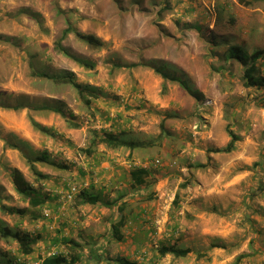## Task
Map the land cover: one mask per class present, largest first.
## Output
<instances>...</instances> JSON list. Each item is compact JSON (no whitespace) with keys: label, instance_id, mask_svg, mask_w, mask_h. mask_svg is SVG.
Returning a JSON list of instances; mask_svg holds the SVG:
<instances>
[{"label":"rangeland","instance_id":"1","mask_svg":"<svg viewBox=\"0 0 264 264\" xmlns=\"http://www.w3.org/2000/svg\"><path fill=\"white\" fill-rule=\"evenodd\" d=\"M245 2L247 5L238 0H0V193L4 203L25 207L6 167L19 169L33 181L28 157L46 154L56 164H37L49 176L43 181L51 196L43 216L32 220L30 214L24 218L0 214V229L40 236L34 253L20 256L13 239L0 235V260L38 264L47 256L67 253L61 240L72 238L79 244L71 251L81 256L77 264H112L90 260L94 249L143 264H174L167 256L158 263L152 259L159 245L174 242L191 249L187 264H264L263 93L244 87L238 62L220 58L235 35L251 50L264 48V0ZM69 26L97 35L105 46L90 48L74 33L64 37ZM59 46L93 67L65 56ZM117 62L140 65L116 68ZM156 68L181 78L201 98L179 81H164ZM33 72L72 73L78 83L95 87L97 98L88 105L73 86L58 88L57 82ZM58 93L66 100L61 109L74 122H81L80 128L69 127L62 116L51 111L7 108L19 102L58 107ZM30 116L47 127V132L35 129ZM228 125L240 138L236 147L239 159H245L242 151L254 157L253 170L248 166L260 178L257 182L254 176V185L249 175L241 176L247 165L236 167L243 161L232 152L216 151L231 140ZM114 132L145 143L131 155H126L125 148L118 151L117 163L125 168L128 164L153 168L156 173L148 186L134 187L125 179V169L102 167L103 160L95 158L101 153L96 148L93 153L97 154L91 156L83 152L90 148L95 133ZM8 142L19 148H7ZM74 185L92 186L109 203L120 194L122 200L127 196L124 225L118 235H110L111 222L118 224L122 218L118 215L111 220L113 208L86 205L85 210L70 211L76 205L63 197ZM252 187L256 191L249 220L241 198ZM141 191L145 192L128 198ZM236 194L239 199L234 208V200L228 198ZM216 196L221 200L218 205ZM230 202L235 214L226 208Z\"/></svg>","mask_w":264,"mask_h":264},{"label":"trees","instance_id":"2","mask_svg":"<svg viewBox=\"0 0 264 264\" xmlns=\"http://www.w3.org/2000/svg\"><path fill=\"white\" fill-rule=\"evenodd\" d=\"M239 3L247 5V2L245 0H238ZM169 9V8H166ZM196 29L200 30L201 26L197 25L195 26ZM74 33L78 39L81 41L85 42L90 48L93 49H101L105 46L104 42L99 40L96 36L94 35H86L83 34L79 31H77L75 28H72V26H69L64 32V37H67V35ZM2 36H0L1 38ZM223 44L224 41L222 42ZM215 46L216 44L213 43ZM59 50L62 51V53L75 60L79 64L92 68L93 65L88 64L87 62H84L83 60L73 56L70 52L67 50L61 48V46L58 47ZM222 57V61H225L227 63H233V61L238 62L239 65L242 67V75H241V81L243 82L244 87L250 88V89H256L255 93H257V90L260 91L262 86H264V75H263V69H262V64L260 63L262 60H264V48L257 49L253 53H248L246 50H244L242 47H237V46H227L225 52L220 55V58ZM108 62V66H109ZM116 68H134L139 66V63L136 64H130V65H125L123 66L120 63H115L114 64ZM230 66V64H229ZM113 66V69L115 68ZM230 73V68L227 70ZM156 73L161 75L164 81H179L182 87L187 89L193 96H197V92L192 91L184 82L181 78L176 77L175 75L170 74L169 72L165 71L164 68H156ZM33 74L39 78H49L52 79L54 82L57 83H66L70 84L73 86L79 97L85 101L86 104H90V101L92 99L97 98V90L96 88L92 86H87L83 85L81 83H78L75 80V76L72 73H67L65 75H49L47 73H40V72H33ZM8 110H24V109H30V110H36V111H51L57 115L62 116L66 122L68 123V126L71 128H80L82 126L81 122L77 123L70 118L69 114L63 111L62 109L54 106H43V107H36L32 104L29 103H23L19 102L17 105L14 107L8 106ZM30 121L32 126L39 130L42 133H46L48 128L39 124L36 122L31 116H30ZM227 132L230 136V142L227 144L226 147L222 149H218L216 151L218 152H225V153H230L236 149V143L240 139L239 136L234 132V130L231 128V125L227 126ZM96 136L92 140L90 148L87 150H84L83 152L91 156L93 155V150L98 149L102 145L111 148L112 150H117L120 148H127L131 151H134L136 149L144 148L145 143L143 142H138L135 140H128L125 139L121 136H118L113 133H104V134H97L95 133ZM7 148L10 149H17L19 148L18 145L14 144L13 142H8ZM27 163L29 166V169L34 176V180L30 181L28 180L22 171L19 169H14V168H8L6 167V172L9 177V180L14 188L15 193L19 196L21 202L25 204L24 208H18V207H12L8 206L4 203L3 201V196L0 193V214L2 216H18L20 218H24L26 215L31 216L32 220H36L43 216L42 210L43 207L46 205L48 200L50 199V194L46 193L43 181L48 180L49 176L47 174H44L37 168V164H51V165H56L53 162H51L46 154H37L35 153L33 157H28L27 158ZM257 164H255L256 166ZM199 167H203L202 165ZM126 174L127 180H129L134 187H145L148 186L149 180L154 177L155 175V170L153 168L149 167H144V166H133L128 172L126 170L124 171ZM256 180H260L258 175H256ZM78 191L76 194L73 195L72 199L75 203L76 206L78 205H105L108 208H113L111 220L116 219L118 215L122 216V213L125 211L126 207V201L121 197L123 196L120 194L117 200L112 201L111 203L105 201L102 198V195L98 194L97 192L93 191V187H81L80 185L77 186ZM254 190L255 188L252 187L246 196H248V201H252L254 199ZM70 191V189H69ZM68 191V192H69ZM256 191V190H255ZM145 191H141L140 193H132L129 194V197H133V195L141 194L144 193ZM61 200V199H60ZM58 198V201H60ZM245 202V201H244ZM59 203V202H58ZM246 205V204H245ZM247 213L246 216L248 217L249 220H252L253 215L252 213L249 214V210L252 209L251 204H247ZM124 219L125 217L122 216L121 220H119L118 224H113L111 222L110 226V235L116 236L118 235L117 232L120 228V226L124 225ZM0 235L1 238L4 239H9L12 238L13 241L18 245V254L20 256H29L32 255L35 251V246L39 243L41 240L40 236H34L31 235L27 232H24L23 230L20 229H10V228H1L0 229ZM119 240L120 237L118 238ZM61 243L65 246L67 253L62 254H54L51 256H47L44 259H41L39 264H77L80 263L81 261V256H75L71 254V251H74L76 249L77 244L75 240H72V238H63L61 240ZM213 247V246H212ZM64 253V252H63ZM191 254V249L190 248H185V247H180L177 243H169V244H164V245H159L157 250H156V256L160 257H165L168 255L174 256L175 258H185L188 257ZM201 255V254H200ZM90 260H95L97 262H101L102 259L106 260L112 264H143L140 261L127 258L121 255H118L116 257H110L107 255V253L100 252L91 250L90 252ZM0 264H15V262L11 260H0ZM21 264V263H20Z\"/></svg>","mask_w":264,"mask_h":264},{"label":"crops","instance_id":"3","mask_svg":"<svg viewBox=\"0 0 264 264\" xmlns=\"http://www.w3.org/2000/svg\"><path fill=\"white\" fill-rule=\"evenodd\" d=\"M94 36H96L97 38H98V36L97 35H94ZM234 36V35H233ZM235 37H238V36H234V38L232 37V42H230L231 43V45H229V46H237V47H242L244 50H246L248 53H253L255 50H257V49H253V50H251V48H250V46L248 45V43L247 42H245V40L244 39H239V37H238V39L239 40H241V42H238L236 39L237 38H235ZM99 39V38H98ZM100 40V39H99ZM101 41L103 42V40L101 39ZM224 41V40H223ZM224 43H226V41H224ZM261 64H262V69H263V72H264V60H262L261 62H260ZM72 87L70 84H66V83H58V88H61V87ZM95 88V87H94ZM264 86H262V88H261V90L259 91L260 93H263V95L261 96V98L263 99V101H264ZM66 100H65V98H64V96L63 95H60L59 93H58V108H60L61 109V107H60V105H63V103L65 102ZM63 111H65L66 112V110H63ZM67 113V112H66ZM58 118H60V116L58 115ZM248 123H250V124H252V122L251 121H249ZM119 131V130H118ZM71 132V131H70ZM113 134H116V135H118V133L117 132H114ZM245 134V133H244ZM247 134V133H246ZM119 136V135H118ZM244 136V135H243ZM247 136H244V139L245 140H249L250 139V137L248 136L247 138H246ZM239 142V143H238ZM238 142L236 143V147H237V144H238V147H239V145L241 144L240 143V141L238 140ZM264 144V143H263ZM264 147V146H263ZM239 149V148H238ZM238 149H235L234 151H232V154L234 155V157H236V159L238 160V161H243L242 163H244V164H242V165H238V164H236V165H238V166H236V167H244L243 165H247L246 166V168H247V170H246V172L245 173H243V174H241V176H244V175H246V177H247V175H249V177L252 179V185H254V176H255V174L253 173V172H251V171H249L248 170V166H251V168H250V170H253L252 168H253V161H254V157L248 152V151H242L241 152V154L245 157V159H239V157H240V154H239V151H238ZM110 150V151H109ZM123 151L124 150V148H120V149H117V150H112V149H106V146H104V145H102L101 147H99L98 149H96V151L98 152H101V153H99V154H97V152H95L97 155H99V156H95V158H100V159H102L103 161H102V163H101V165H102V167H105V169H111V168H114L115 170L116 169H125L127 172L131 169V167H133V166H130L129 164H128V166H126L127 168H125V167H118V163H117V160L118 161H120V159L117 157L120 153L118 152V151ZM125 150H127V154L126 155H131V150H129V149H126L125 148ZM95 153H93V155L95 154ZM250 154V155H249ZM217 155H219V154H217ZM217 158H219V157H217ZM134 159V158H133ZM127 160H128V158H127ZM128 161H130V160H128ZM237 161V162H238ZM116 162V163H115ZM239 163V162H238ZM232 166V165H231ZM115 173H117V172H115ZM251 175V176H250ZM113 177H116V176H113ZM256 177V176H255ZM235 178V180H234V182H236V181H238V178H237V176H235L234 177ZM127 181V180H126ZM240 181V180H239ZM263 181V180H262ZM111 183H112V181H110ZM109 182V183H110ZM246 182H248V180L246 181ZM257 182H258V180H257ZM264 182V181H263ZM105 185V184H104ZM263 187H264V183H263ZM247 195V193L246 194H244L243 196H242V198H241V201H242V204H243V206L246 204H253V202H254V200L255 199H253L252 201H249V202H247L248 201V196H246ZM125 197H127V196H124V198ZM229 199H231V200H234V202H232V206L234 205V208H236L237 206H238V204L235 202L236 200H238L239 199V196L236 194V196L234 195H231L230 196V198H228V200ZM246 199H247V201H246ZM215 204L216 205H218V203H220L219 201H221V200H219V197L218 196H216V198H215ZM245 201V202H244ZM262 201H263V204H262V206L264 207V195H262ZM221 205H222V203H221ZM245 205V206H246ZM83 206H86V205H78V206H75V207H72L71 209H70V211H72V213H74L75 212V210L77 209V208H79V209H81L82 208V210L84 209H87V207L86 208H83ZM231 206V202L226 206V208L227 207H229L232 211L234 210V208H231L232 207ZM247 208V207H246ZM263 210H264V208H263ZM237 210H234V214H235V212H236ZM247 213V212H246ZM246 213H245V215H246ZM135 216V215H134ZM138 217H140V216H136L135 218H137L138 219ZM134 218V217H133ZM134 220V219H133ZM149 231V232H148ZM146 232L147 233H150L151 231H150V229H148L147 228V230H146ZM160 258H162L161 260L162 261H164L165 260V257H160L159 255L158 256H156V255H154L153 257H152V259H154V261L156 262V263H158L159 261H160ZM167 258V260H169V259H172L173 260V262H174V264H187V259H188V257H185V258H175L174 256H167L166 257ZM162 261H161V263H162ZM249 262V261H248Z\"/></svg>","mask_w":264,"mask_h":264},{"label":"built area","instance_id":"4","mask_svg":"<svg viewBox=\"0 0 264 264\" xmlns=\"http://www.w3.org/2000/svg\"><path fill=\"white\" fill-rule=\"evenodd\" d=\"M144 167H148V166H144ZM77 191H78L77 186L75 185L71 186L70 191L64 195L63 200H67V201L72 200L73 195L76 194Z\"/></svg>","mask_w":264,"mask_h":264}]
</instances>
